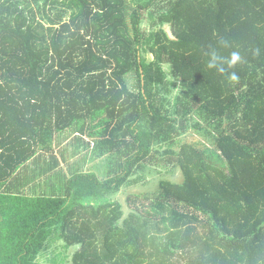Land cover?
<instances>
[{
    "label": "trees",
    "instance_id": "16d2710c",
    "mask_svg": "<svg viewBox=\"0 0 264 264\" xmlns=\"http://www.w3.org/2000/svg\"><path fill=\"white\" fill-rule=\"evenodd\" d=\"M211 49L242 62L209 69ZM73 128L109 175L74 171L58 191L46 163L47 182L24 191L20 168ZM190 129L213 148L182 143ZM149 165L182 181L130 193L125 209L114 196ZM47 253L264 264V0H0V264Z\"/></svg>",
    "mask_w": 264,
    "mask_h": 264
},
{
    "label": "crops",
    "instance_id": "0c3cea01",
    "mask_svg": "<svg viewBox=\"0 0 264 264\" xmlns=\"http://www.w3.org/2000/svg\"><path fill=\"white\" fill-rule=\"evenodd\" d=\"M88 123L86 124V128ZM73 129H67L65 131L54 133L53 142L51 145V149L49 151H44L39 149L36 155L24 164L23 167L19 170V177L28 182L27 187L24 189L30 190L35 184H42L47 182V176H41L35 178V176L41 173V168L44 167V164L50 163L55 166V168L51 171L50 175V184L49 186L55 187L58 191L59 188L66 182L68 178L73 176L74 171L79 172H88L89 164H91L96 158L92 155L93 148L95 146V139L88 137V130L83 133V135H79V133L74 132ZM77 137V138H76ZM76 138V139H75ZM71 139H75L77 143L83 148V156L81 160H77V156L75 155V151H70V148L73 145H70ZM78 147L77 150L82 149ZM92 167V166H91ZM93 172L94 171H90ZM34 180V182H32ZM43 186V184H42ZM37 191H44V188L39 187Z\"/></svg>",
    "mask_w": 264,
    "mask_h": 264
},
{
    "label": "rangeland",
    "instance_id": "374dc122",
    "mask_svg": "<svg viewBox=\"0 0 264 264\" xmlns=\"http://www.w3.org/2000/svg\"><path fill=\"white\" fill-rule=\"evenodd\" d=\"M147 23L148 21L146 19L144 22V27L147 26ZM165 29L168 30L167 26L165 27ZM75 139H71L70 141L71 143H69L70 145H73L70 148V151L72 152L75 151V155L76 156L78 155L77 160H81L84 154L83 148L80 145V143H77L75 141ZM181 141L182 143L190 144L194 146L195 148L200 149L202 151H204L206 147L213 148V143L211 140H209L206 137L201 136L200 134H198L196 131L192 129L188 130L187 133L181 137ZM80 146L82 149L77 150L78 147ZM161 153H163V150L161 151ZM163 157L168 158V156L166 155H163L162 158ZM112 160L114 159L112 158ZM88 166H89L88 172L94 171L95 175H99L102 178L107 177L111 169L109 167L110 165L108 164V160H106L105 158L96 159ZM141 174H142L141 179L140 181L137 182V184H134L133 186L128 187L125 190L123 189L113 198L115 201H119L125 207V209H127L126 196H128L130 193H144V194L152 193L156 191V189L158 188V183L162 180L177 182V183L182 181V176H181L180 171H178V169L172 168L171 166L155 167V166L149 165V167L144 171V173L142 172ZM139 176L140 175L134 176L131 179L134 180L136 178H139ZM52 250L54 251L56 249L51 247L50 251ZM49 256H52V253L50 254L47 253V255L41 259V263L47 264L48 260L46 258Z\"/></svg>",
    "mask_w": 264,
    "mask_h": 264
},
{
    "label": "clouds",
    "instance_id": "9594fccd",
    "mask_svg": "<svg viewBox=\"0 0 264 264\" xmlns=\"http://www.w3.org/2000/svg\"><path fill=\"white\" fill-rule=\"evenodd\" d=\"M168 38L174 40V37H172L170 34H169ZM218 43L222 47H228L229 46L228 41L226 39H224L223 37L220 38ZM208 55H209L210 59H209V62L207 64V67L209 69H216L217 71H219L221 73L226 72V69L223 67V65L227 64L228 68H232L236 64L242 62V56H241L239 51H232L230 53L229 57H225V56L220 55V53L218 52L217 49H211L209 51ZM253 55L254 56L260 55V49L259 48L254 49ZM227 78L230 81H237L239 79L238 75L235 72H231L230 74H228Z\"/></svg>",
    "mask_w": 264,
    "mask_h": 264
}]
</instances>
